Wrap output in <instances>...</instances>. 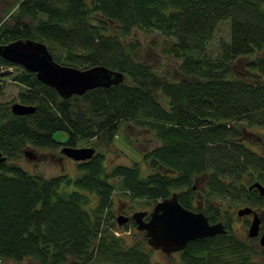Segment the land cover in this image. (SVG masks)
I'll use <instances>...</instances> for the list:
<instances>
[{
    "label": "trees",
    "instance_id": "1",
    "mask_svg": "<svg viewBox=\"0 0 264 264\" xmlns=\"http://www.w3.org/2000/svg\"><path fill=\"white\" fill-rule=\"evenodd\" d=\"M15 4L11 24L0 16V44L19 38L39 40L62 64L81 69L104 65L122 71L126 79L62 98L34 72L0 57V152L6 157L0 163V260L163 264L144 249L145 233L142 240L126 243L124 234L136 223L132 218L122 225L117 221L112 198L118 185L147 206L176 191L184 207L197 209L193 185L202 176L207 186L203 211L213 222L223 213L216 201H209L210 192L239 204H263L241 180L264 165V158L243 141L245 129L264 125V0H15ZM222 21H230V38L222 40L213 55L208 45ZM136 33L162 36L167 42L163 52L182 60L183 78L159 77L142 62ZM13 67L20 71L12 79L24 87L17 98L36 107L32 114L15 115L14 103L2 100L4 76ZM125 120L153 131L159 141L146 152V166L139 162L109 166L95 147L92 158L78 163L76 177L47 178L16 162L29 146L110 141ZM57 132L63 137L56 139ZM255 240L238 238L228 228L226 234L191 241L180 252L181 261L264 264L252 261L257 249L248 243Z\"/></svg>",
    "mask_w": 264,
    "mask_h": 264
},
{
    "label": "rangeland",
    "instance_id": "2",
    "mask_svg": "<svg viewBox=\"0 0 264 264\" xmlns=\"http://www.w3.org/2000/svg\"><path fill=\"white\" fill-rule=\"evenodd\" d=\"M17 8L15 0H0V16L5 20L6 23L11 24V14ZM138 41H140V52L139 59L150 65L155 74L159 77L166 78L169 80H180L183 75L180 73L179 65L181 59L176 58L172 54L163 52L167 42L164 38L158 34L153 33H136ZM230 38V21H222L218 24L216 33L213 39L208 45V52L210 54H217L219 51L220 42ZM241 67H239L240 69ZM19 68L13 67V71L4 76L5 88L2 100L12 101V103L19 102L18 93L24 89L22 85L16 83L12 77L19 72ZM4 72V71H3ZM6 72V71H5ZM161 100L165 102L163 96ZM253 129V130H252ZM264 131L262 128L255 129L249 128V131ZM62 132L55 133V138L59 139L63 137ZM249 140L255 142L257 134H246ZM159 141L155 133L148 130L145 127L137 126L132 120L122 121L119 125V129L110 141L96 140V139H85L80 142V146L77 147H95L101 151L106 159V163L109 166L113 165H130L133 162H139L143 166H146L144 160L145 154L152 147L158 145ZM254 150L260 152L261 150L255 146H252ZM62 146L56 148H36L29 146L24 149V153L21 157H18L16 162L26 171L31 173L41 174L44 177L50 178L62 174H67L71 177H76L80 171L78 170V163L76 161L61 152ZM4 162V161H3ZM1 163V162H0ZM264 178V175L261 177ZM246 181V178L241 180L242 183ZM239 183L240 186L242 183ZM246 183V182H245ZM204 188L201 191L199 188ZM201 194L205 195V184L199 186ZM233 186H230L229 191L232 190ZM208 192V191H207ZM210 202H217V208L220 210V214L223 213L230 232L236 235L238 238L247 239V229L249 222L247 218H241L237 215V209L243 207L244 204H239L237 201L232 200L230 197H225L217 192H210ZM214 202V203H216ZM220 202V203H219ZM112 208L116 216L120 214L131 216L133 212L138 210L151 211L153 206H147L143 199H134L129 193H126L121 186H117L112 198ZM209 209V207H208ZM122 210V211H120ZM211 211V210H208ZM124 234L125 241L129 245L134 244L137 241L142 240L143 233L133 227L128 228ZM132 232V233H131ZM148 244V243H147ZM257 249V254L252 255V261L264 262V252L259 247L257 248L254 243H248ZM262 246V245H261ZM263 247V246H262ZM149 245L144 246V249L148 251L153 261L162 262L163 264H184L181 261L180 252L172 254H165L160 250H150ZM0 264H36V262L26 259L23 261H15L10 259L0 260Z\"/></svg>",
    "mask_w": 264,
    "mask_h": 264
},
{
    "label": "water",
    "instance_id": "3",
    "mask_svg": "<svg viewBox=\"0 0 264 264\" xmlns=\"http://www.w3.org/2000/svg\"><path fill=\"white\" fill-rule=\"evenodd\" d=\"M0 57L34 72L39 81L54 88L62 98L83 95L98 87L121 84L126 79L122 71L104 65L81 69L62 64L54 59L47 44L31 38L0 44ZM11 110L15 115L24 116L35 112L36 107L17 102L11 105ZM61 152L76 161H86L93 157L96 150L88 146H64ZM5 160L6 157L0 152V162ZM253 187H257L264 195V187L259 182L251 185L250 189ZM252 211L250 207H242L237 210V214L243 216ZM131 218L136 223V229L145 233L148 245L167 255L186 249L191 241L228 232L222 221L210 223L202 210L193 211L184 207L176 191L159 200L151 211L138 210L131 216L120 214L117 221L122 225ZM260 223L261 217L256 213L248 229V237L259 235ZM260 245L264 247V232L260 236Z\"/></svg>",
    "mask_w": 264,
    "mask_h": 264
},
{
    "label": "flooded vegetation",
    "instance_id": "4",
    "mask_svg": "<svg viewBox=\"0 0 264 264\" xmlns=\"http://www.w3.org/2000/svg\"><path fill=\"white\" fill-rule=\"evenodd\" d=\"M263 126L264 125L254 126V127H255V129H258V128H262ZM254 127H249V128H254ZM249 128L245 129V134H244L243 141L247 144V146L250 149H252L253 152L256 153V155L260 156V158H264V131L263 132H260V130H257V131H249ZM248 133L249 134H257V137H256L255 142H252V140H249L247 138L246 134H248ZM60 146L64 147L66 145H63L62 144ZM252 146H255V147L259 148L261 151L260 152H257L256 150H254V148ZM256 155H255V157H257ZM263 175H264V165L261 166V167H259V168H257V169H254L252 171V174L249 175L248 177H246V181H244V185L247 187V190L252 194V196H255L256 199L261 198L262 201H264V195L261 194V192L259 191V189L257 187H253V188L250 189V186L253 185L256 182H259L264 187V178H261ZM203 182H204V178L202 176H198L195 179V184L193 185V191H194V195H195L194 200H193V203L194 204H197V209H191L193 211H199V210H202L203 211L206 198H205V195L201 194L202 192L199 191V189H200L199 186L203 185ZM243 207H250L253 210L248 215L239 216L237 214L238 217H241V218L246 217L247 218V221L249 222V224L247 225L248 226V229H249L250 224H251V222H252V220L254 218V215L256 213H258L259 216L261 217L259 235L257 237H252V238L248 237V235H247V237H248V239H256L255 242H254L255 246L257 248L260 247L262 249V251L264 252V247H262L260 245V236L264 232V202L261 205H258V204L257 205H248V204H245ZM240 208H242V207H240ZM240 208H238V209H240ZM120 211H122V210H120ZM208 218H209V216H208ZM146 219H148V217H146ZM218 221H222L224 223V225H225V228L228 231L227 223H226L225 218L224 219H221V220H218ZM218 221H216V222H218ZM209 222L210 223H215V222L211 221L210 219H209ZM248 229H247V232H248Z\"/></svg>",
    "mask_w": 264,
    "mask_h": 264
},
{
    "label": "built area",
    "instance_id": "5",
    "mask_svg": "<svg viewBox=\"0 0 264 264\" xmlns=\"http://www.w3.org/2000/svg\"><path fill=\"white\" fill-rule=\"evenodd\" d=\"M115 234H116V235H120V234H121V232H118V231H116V232H115Z\"/></svg>",
    "mask_w": 264,
    "mask_h": 264
}]
</instances>
